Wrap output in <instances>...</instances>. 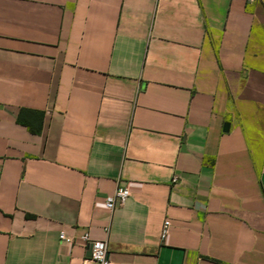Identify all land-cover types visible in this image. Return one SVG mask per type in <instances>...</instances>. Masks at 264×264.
<instances>
[{
  "label": "crops",
  "instance_id": "0c3cea01",
  "mask_svg": "<svg viewBox=\"0 0 264 264\" xmlns=\"http://www.w3.org/2000/svg\"><path fill=\"white\" fill-rule=\"evenodd\" d=\"M84 233L111 264H264L258 0H0V264H95Z\"/></svg>",
  "mask_w": 264,
  "mask_h": 264
},
{
  "label": "built area",
  "instance_id": "2783aa9c",
  "mask_svg": "<svg viewBox=\"0 0 264 264\" xmlns=\"http://www.w3.org/2000/svg\"><path fill=\"white\" fill-rule=\"evenodd\" d=\"M174 177L172 182H175ZM129 197L127 186L121 185L117 187L115 192L105 199L104 206L107 210H113L115 206H121ZM169 222L165 220L161 228V238H165L168 232ZM59 240L67 245L73 244L72 238L66 236L63 232L59 234ZM79 241L84 245L90 246V260L95 264H111L108 259L107 245L105 241L92 240L87 233L80 236Z\"/></svg>",
  "mask_w": 264,
  "mask_h": 264
},
{
  "label": "rangeland",
  "instance_id": "374dc122",
  "mask_svg": "<svg viewBox=\"0 0 264 264\" xmlns=\"http://www.w3.org/2000/svg\"><path fill=\"white\" fill-rule=\"evenodd\" d=\"M264 7V0H258Z\"/></svg>",
  "mask_w": 264,
  "mask_h": 264
},
{
  "label": "water",
  "instance_id": "95a60500",
  "mask_svg": "<svg viewBox=\"0 0 264 264\" xmlns=\"http://www.w3.org/2000/svg\"><path fill=\"white\" fill-rule=\"evenodd\" d=\"M224 127H227V124H224ZM90 253H91V250H90Z\"/></svg>",
  "mask_w": 264,
  "mask_h": 264
}]
</instances>
